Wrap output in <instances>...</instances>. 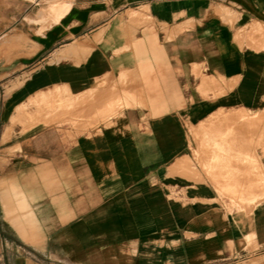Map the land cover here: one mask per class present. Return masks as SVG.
<instances>
[{"label":"crops","instance_id":"0c3cea01","mask_svg":"<svg viewBox=\"0 0 264 264\" xmlns=\"http://www.w3.org/2000/svg\"><path fill=\"white\" fill-rule=\"evenodd\" d=\"M2 41L0 264H264V0H0Z\"/></svg>","mask_w":264,"mask_h":264},{"label":"rangeland","instance_id":"374dc122","mask_svg":"<svg viewBox=\"0 0 264 264\" xmlns=\"http://www.w3.org/2000/svg\"><path fill=\"white\" fill-rule=\"evenodd\" d=\"M6 46H7V42L6 41H2V42H0V48H6ZM209 138V137H208ZM211 139V138H210ZM211 145V146H210ZM212 145H213V143H209V146L207 147V149H212L213 147H212Z\"/></svg>","mask_w":264,"mask_h":264},{"label":"bare ground","instance_id":"6f19581e","mask_svg":"<svg viewBox=\"0 0 264 264\" xmlns=\"http://www.w3.org/2000/svg\"><path fill=\"white\" fill-rule=\"evenodd\" d=\"M57 99H58V98H57ZM59 102H60V101H59ZM22 112H24V111H22ZM16 114H17V113H16ZM204 124H206V123H204ZM204 124H203V125H204ZM197 130H198V128H197ZM203 145H204V144H203ZM203 147H204V146H203Z\"/></svg>","mask_w":264,"mask_h":264}]
</instances>
